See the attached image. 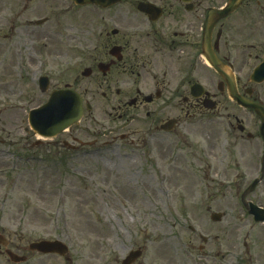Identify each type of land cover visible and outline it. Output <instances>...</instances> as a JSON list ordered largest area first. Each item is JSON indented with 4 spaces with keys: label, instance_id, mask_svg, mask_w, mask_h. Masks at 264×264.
<instances>
[{
    "label": "flooded vegetation",
    "instance_id": "flooded-vegetation-1",
    "mask_svg": "<svg viewBox=\"0 0 264 264\" xmlns=\"http://www.w3.org/2000/svg\"><path fill=\"white\" fill-rule=\"evenodd\" d=\"M233 2L118 0L102 7L96 3L77 6L73 0H15V11L7 17L3 15V5L0 6V67L8 60L15 70V82L36 81L38 91L42 78L50 85L52 77L47 70L53 63H59L61 70L77 67L70 85L59 84L53 90L69 88L80 96L84 112L79 124L85 117L98 124L102 118L125 131V135L118 136L120 139L141 148H147L149 141L156 144L166 134L178 135L182 146L193 142L199 155L195 156L193 151L194 161L207 167L198 169L205 179L224 180L210 165L213 153L217 155L216 148L222 144L211 142L207 131L201 141L185 140V135L193 137L195 126L205 120L210 124L224 123L236 137L243 138L247 125L240 124L245 122L244 114H248L258 122L257 130L253 128L248 141L232 144L252 146L246 153L248 158L253 149H258L259 117L237 100L256 103L264 109V0ZM39 9L42 14H36ZM215 12L220 15L215 16ZM42 41L45 42L40 46ZM50 92H41L43 98L35 100L31 94L20 91L14 107L25 112L38 108ZM98 102L103 109L101 116ZM164 126L170 130L163 129ZM25 129L29 132V128ZM96 131H89L93 134L91 141L81 140L85 136L78 124L51 139L40 140L32 132L20 150L31 148L35 152L43 148L61 164L68 161V152L72 154L68 158L88 154L85 149L94 148L100 138ZM104 131L101 136L112 135V142L117 141L113 135L117 130ZM134 137L138 139L136 143ZM237 148L244 160L242 147ZM228 149H232L228 153L236 162L231 143ZM206 187L202 191L207 197L220 192ZM225 224L227 229L228 223ZM222 233L226 239L224 229ZM205 238L201 240L206 241ZM246 240L243 238L240 245V237L237 238L239 247L242 246L240 252L221 255L222 264L228 258L236 264H249L255 252ZM239 255L245 259H238Z\"/></svg>",
    "mask_w": 264,
    "mask_h": 264
},
{
    "label": "rangeland",
    "instance_id": "rangeland-1",
    "mask_svg": "<svg viewBox=\"0 0 264 264\" xmlns=\"http://www.w3.org/2000/svg\"><path fill=\"white\" fill-rule=\"evenodd\" d=\"M13 1L0 0L5 17L15 11ZM8 63L5 60L0 67V235L6 239L0 246V264H13L6 251L27 258L18 264H121L130 251L137 250L143 251V256L131 264H222L221 255L240 252L239 237L240 245L246 238L248 246L254 247L249 263L264 264V225L253 222L239 202L244 196L264 208V180L251 188L260 177L262 142L258 140L251 158L246 153L252 146L232 144L248 141L253 128L257 130L258 122L252 116L244 114L245 122L240 124L247 125L243 138L236 137L224 123L205 120L195 126L192 139L185 135V140L201 141L207 131L211 142L222 144L210 165L224 180L210 181L199 173L198 169L207 167L194 161L193 151L199 155L193 142L182 146L180 136L168 132L156 144L149 141L147 148L130 146L129 141L118 137L125 131L102 118L99 124L88 117L78 124L85 136L82 141H91L89 131L98 130L97 145L85 149L88 154H77L78 158H68L72 156L68 152V161L58 164L43 148L20 150L32 132L25 131L27 112L14 107L19 92L31 94L35 100L43 95L36 81L15 82V70ZM56 64L47 70L52 78L46 95L59 84L70 85L78 71L71 66L61 70ZM97 105L101 116L102 106L100 102ZM232 123L238 131L237 124ZM109 129L117 130L113 134L117 141L112 142V135L101 136ZM230 143L237 163L229 156ZM236 145L242 147L244 160ZM223 149L227 151L222 154ZM27 158L30 160L25 161ZM205 186L220 192L207 197L202 191ZM40 240L61 242L68 249L67 255L30 252L29 246ZM225 261L236 264L229 258Z\"/></svg>",
    "mask_w": 264,
    "mask_h": 264
},
{
    "label": "water",
    "instance_id": "water-1",
    "mask_svg": "<svg viewBox=\"0 0 264 264\" xmlns=\"http://www.w3.org/2000/svg\"><path fill=\"white\" fill-rule=\"evenodd\" d=\"M118 0H74L76 4H100L103 6L108 5L109 3H115ZM47 83L41 82V88L45 89ZM241 103V102H239ZM256 114L260 116L262 123L260 127V134L264 141V112L258 106H252ZM82 114L81 102L77 94L73 91H55L53 92L49 102L44 105L39 110L33 111L30 113L29 122L31 127L35 132L43 136H54L59 133L61 130L66 128L69 125L76 123ZM264 161V157L263 160ZM257 183L255 181L251 188ZM249 189L248 191H251ZM247 192H245L246 194ZM248 211L252 214L256 221H264V210H261L251 203L245 204ZM0 244L5 245V240L0 237ZM29 250L38 251L40 253H56L59 255H65L67 249L63 244L55 241H39L32 243L29 246ZM7 256L13 262L23 261L24 258L17 256L16 254L6 251ZM127 259H125L122 264H130L136 257L140 255V252L131 253Z\"/></svg>",
    "mask_w": 264,
    "mask_h": 264
}]
</instances>
